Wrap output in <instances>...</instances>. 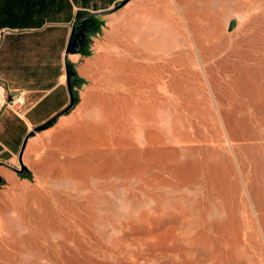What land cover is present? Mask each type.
Masks as SVG:
<instances>
[{
	"label": "rangeland",
	"instance_id": "obj_1",
	"mask_svg": "<svg viewBox=\"0 0 264 264\" xmlns=\"http://www.w3.org/2000/svg\"><path fill=\"white\" fill-rule=\"evenodd\" d=\"M130 2L132 90L71 82L0 165V264H264V0ZM66 96L0 106V161Z\"/></svg>",
	"mask_w": 264,
	"mask_h": 264
},
{
	"label": "crops",
	"instance_id": "obj_2",
	"mask_svg": "<svg viewBox=\"0 0 264 264\" xmlns=\"http://www.w3.org/2000/svg\"><path fill=\"white\" fill-rule=\"evenodd\" d=\"M116 1L0 0V84L8 99L21 94L23 101L15 105L16 109L7 106L19 121L27 123V113L44 103L53 109L64 104L62 100L51 105L52 98L69 96L64 55L72 22L82 13L111 8ZM130 1L114 11L94 15L101 17L102 23L97 30L86 29L89 33L83 44L89 53H68L73 69L84 80L76 85L80 100L87 92L132 90L142 39L136 35L138 26L134 24L141 20L144 29L149 24L146 16L134 21ZM143 41L147 45L146 38ZM94 100L98 102L100 97Z\"/></svg>",
	"mask_w": 264,
	"mask_h": 264
},
{
	"label": "water",
	"instance_id": "obj_3",
	"mask_svg": "<svg viewBox=\"0 0 264 264\" xmlns=\"http://www.w3.org/2000/svg\"><path fill=\"white\" fill-rule=\"evenodd\" d=\"M128 1L129 0H120L118 3H115L114 6H112L111 8H108L106 10L87 12L83 15L78 16L72 22L70 35L68 38V42H67V45L65 48V55H64L65 75H66V82H67L68 92H69V103L66 106H64L63 108H61L60 110H58L56 113L51 115L49 118H47L45 121L41 122L40 124L35 125L33 128H31L24 135L21 146H20V150L18 152L19 167L13 166V165H11L7 162H4V161H0V165L2 164L5 166H8L9 168H11V169H13L19 173L28 170L27 166L23 163L22 154H23V150H24L26 141L29 138V136L32 135L34 133V131L41 129L47 125H50L54 119H56L59 115L66 112L74 104L75 97H74L73 89L71 86V76L73 75L74 71L72 69V65L68 61L67 55L69 52H76L79 49V47L82 45V41H83V32L82 31H83L84 26L86 24L85 20L94 16L95 14H97L99 12H106L107 13V12L114 11V10L120 8L121 6H123ZM78 21H81L80 24H77ZM1 181H2V176L0 174V182Z\"/></svg>",
	"mask_w": 264,
	"mask_h": 264
},
{
	"label": "trees",
	"instance_id": "obj_4",
	"mask_svg": "<svg viewBox=\"0 0 264 264\" xmlns=\"http://www.w3.org/2000/svg\"><path fill=\"white\" fill-rule=\"evenodd\" d=\"M82 11H80V13H81ZM95 16H92V17H90V18H88V19H86L85 21H86V24H85V26L84 27H87L89 30H97L99 27H100V25H101V23H102V20H100V19H98V20H94L95 18H94ZM94 20V21H93ZM89 21H91V22H89ZM80 22L81 21H78L77 22V24H80ZM86 28V29H87ZM77 52H81V53H84V54H87V53H89V50L86 48V46L84 45V44H82L80 47H79V49L77 50ZM70 64H71V62H70ZM72 69H73V67H72ZM73 71H74V73H73V75L71 76V82L74 84V85H78V84H80V83H82L84 80H83V78L81 77V76H79L78 74H77V72L73 69ZM75 96H76V94H75ZM76 99H77V96H76Z\"/></svg>",
	"mask_w": 264,
	"mask_h": 264
},
{
	"label": "built area",
	"instance_id": "obj_5",
	"mask_svg": "<svg viewBox=\"0 0 264 264\" xmlns=\"http://www.w3.org/2000/svg\"><path fill=\"white\" fill-rule=\"evenodd\" d=\"M23 101L21 94H19L16 97L12 98H6L5 97V91H4V86L0 84V106L5 105V106H14L16 104H19Z\"/></svg>",
	"mask_w": 264,
	"mask_h": 264
}]
</instances>
